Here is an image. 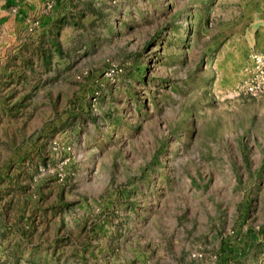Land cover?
I'll return each mask as SVG.
<instances>
[{
  "label": "rangeland",
  "instance_id": "374dc122",
  "mask_svg": "<svg viewBox=\"0 0 264 264\" xmlns=\"http://www.w3.org/2000/svg\"><path fill=\"white\" fill-rule=\"evenodd\" d=\"M54 2L0 21V264H264V0Z\"/></svg>",
  "mask_w": 264,
  "mask_h": 264
},
{
  "label": "crops",
  "instance_id": "0c3cea01",
  "mask_svg": "<svg viewBox=\"0 0 264 264\" xmlns=\"http://www.w3.org/2000/svg\"><path fill=\"white\" fill-rule=\"evenodd\" d=\"M48 1L55 4V0H1L0 21L22 25L29 22Z\"/></svg>",
  "mask_w": 264,
  "mask_h": 264
},
{
  "label": "built area",
  "instance_id": "2783aa9c",
  "mask_svg": "<svg viewBox=\"0 0 264 264\" xmlns=\"http://www.w3.org/2000/svg\"><path fill=\"white\" fill-rule=\"evenodd\" d=\"M252 60H253V66L255 70L258 73H261L262 68L264 67V57L259 53H254L252 55Z\"/></svg>",
  "mask_w": 264,
  "mask_h": 264
}]
</instances>
